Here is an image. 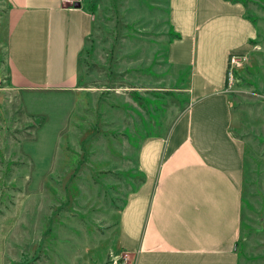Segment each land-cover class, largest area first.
<instances>
[{"label": "rangeland", "instance_id": "rangeland-1", "mask_svg": "<svg viewBox=\"0 0 264 264\" xmlns=\"http://www.w3.org/2000/svg\"><path fill=\"white\" fill-rule=\"evenodd\" d=\"M232 1L256 29L223 90L242 145L236 264H264V0ZM66 2L93 15L76 96L9 86L0 0V264H112L118 210L151 185L135 152L187 106L166 0Z\"/></svg>", "mask_w": 264, "mask_h": 264}, {"label": "crops", "instance_id": "crops-1", "mask_svg": "<svg viewBox=\"0 0 264 264\" xmlns=\"http://www.w3.org/2000/svg\"><path fill=\"white\" fill-rule=\"evenodd\" d=\"M5 1L9 86L76 96L93 15L66 0ZM165 18V60L186 73L187 106L139 144L136 166L151 185L118 210L116 246L125 264H236L242 145L223 90L228 56L245 53L256 29L232 0H166Z\"/></svg>", "mask_w": 264, "mask_h": 264}, {"label": "built area", "instance_id": "built-area-1", "mask_svg": "<svg viewBox=\"0 0 264 264\" xmlns=\"http://www.w3.org/2000/svg\"><path fill=\"white\" fill-rule=\"evenodd\" d=\"M242 59H245L243 54H230L227 59L225 81H229L231 78L232 70L239 65ZM128 260V255L125 252H119L112 258V264H125Z\"/></svg>", "mask_w": 264, "mask_h": 264}, {"label": "water", "instance_id": "water-1", "mask_svg": "<svg viewBox=\"0 0 264 264\" xmlns=\"http://www.w3.org/2000/svg\"><path fill=\"white\" fill-rule=\"evenodd\" d=\"M75 6H77V5L75 4Z\"/></svg>", "mask_w": 264, "mask_h": 264}]
</instances>
